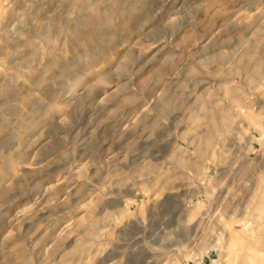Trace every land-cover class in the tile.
Masks as SVG:
<instances>
[{
	"label": "rangeland",
	"instance_id": "rangeland-1",
	"mask_svg": "<svg viewBox=\"0 0 264 264\" xmlns=\"http://www.w3.org/2000/svg\"><path fill=\"white\" fill-rule=\"evenodd\" d=\"M231 236L264 264V0H0V264Z\"/></svg>",
	"mask_w": 264,
	"mask_h": 264
},
{
	"label": "bare ground",
	"instance_id": "bare-ground-1",
	"mask_svg": "<svg viewBox=\"0 0 264 264\" xmlns=\"http://www.w3.org/2000/svg\"><path fill=\"white\" fill-rule=\"evenodd\" d=\"M258 217H262V213H260L258 215ZM262 222L263 221H258L257 222V228L256 229H260L261 228ZM240 241H241V239H240ZM226 246H227V250H226L225 256H229L230 257V260H232V261L238 260L239 261V264H251V262L248 259H246L245 257L241 256L242 254H240V251H237L236 250V244L234 243L233 237L228 241V243H227Z\"/></svg>",
	"mask_w": 264,
	"mask_h": 264
}]
</instances>
